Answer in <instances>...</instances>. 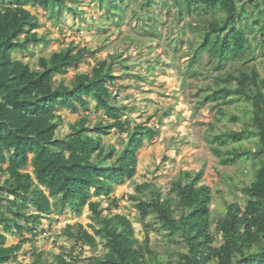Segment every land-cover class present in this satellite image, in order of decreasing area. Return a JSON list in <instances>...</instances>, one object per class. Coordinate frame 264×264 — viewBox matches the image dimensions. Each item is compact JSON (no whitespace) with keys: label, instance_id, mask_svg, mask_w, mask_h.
<instances>
[{"label":"trees","instance_id":"obj_1","mask_svg":"<svg viewBox=\"0 0 264 264\" xmlns=\"http://www.w3.org/2000/svg\"><path fill=\"white\" fill-rule=\"evenodd\" d=\"M96 1L113 23L125 21V0ZM78 2L0 0V264H22V253L31 257V264H78L77 249L97 251L100 244L105 253L84 264H264V74L259 70L264 65V0H143L144 16L134 13L150 38L160 35L145 16L157 15L158 9L194 34L187 74L213 79L201 90L200 103H212L219 122L238 125L219 132L212 127V150L222 165L254 166L252 179L241 187L244 205L226 201L218 219L203 169L182 171L167 196L151 183L136 186L130 198L144 226L151 227L150 219L182 244L166 259L148 236L143 241L136 236L128 216L109 210L119 208L113 197L117 186L136 177L145 142L161 135L156 127L136 124L127 114L133 109L120 104L121 91L132 87L114 74L115 67L127 68L121 55L98 62L70 83L58 77L77 68L93 50L71 43L40 57L37 67L15 56L49 42L38 33L41 22L32 8L58 21L64 11L82 14ZM91 103L95 113H103L94 124ZM235 105L241 109L232 111ZM62 111H84L64 136L59 134L65 126ZM113 131L126 137L121 149L104 142ZM52 199L59 216L67 210L77 216L86 209L91 213L88 227L65 225L63 235L75 246H59L58 254L37 246L45 235L43 221L54 212ZM8 236L18 243L8 246Z\"/></svg>","mask_w":264,"mask_h":264},{"label":"rangeland","instance_id":"obj_2","mask_svg":"<svg viewBox=\"0 0 264 264\" xmlns=\"http://www.w3.org/2000/svg\"><path fill=\"white\" fill-rule=\"evenodd\" d=\"M142 2L143 0H125V21L120 24L108 19L105 8L100 7L96 0H79L77 8L83 13L74 16L64 11L58 21L52 19L48 12L32 8L41 22L38 33L46 35L49 42L39 47L32 45L29 52L17 53L15 56L32 67H37L40 57H50L52 53L65 49L71 43L76 48L86 47L93 50L95 53L85 58L77 68H72L67 75L58 77L70 83L77 74L90 72L98 62L121 55L127 68L115 67L114 74L121 76L120 83L124 82L126 86L132 87L121 91L120 104L133 109L127 114L136 124L156 127L161 135L151 142H145L138 154L136 177L117 186L113 197L118 200L119 208L112 206L109 210L128 216L136 229V236L142 241L148 236L151 245L166 259L172 251L181 248L182 244L166 237L150 219L147 222L152 224L151 227L148 229L144 226L136 203L130 198L136 195V186L151 183L167 196L172 182L178 179L182 171L197 172L203 169V182L213 189L215 196L213 217L218 219L224 214L226 201H236L244 205L241 187L252 179L254 166L252 162H240L234 166L220 163L212 150V127L219 132L226 127L237 128L238 125L231 124L227 119L219 122L216 111L211 109L213 104L200 103L204 94L201 90L212 83L213 79L211 76L195 78L187 74V65L192 57L189 40L194 34L184 29L182 23L180 26L174 25L172 14L158 9L157 15L145 16L160 35L158 38H150L142 30L143 21L136 19L134 15L137 11L139 16H144ZM180 38L182 41H179ZM176 46L177 51L174 50ZM203 60L206 61V58ZM259 70L264 74V65H259ZM126 74L128 75L125 76ZM139 76L147 77L148 81H140ZM93 106L94 103H91L89 112L94 124L103 113H95ZM235 109L241 108L235 105L232 111ZM62 114L65 126L59 134L64 136L69 126L84 111L78 114L62 111ZM125 140L126 137L116 131L104 137L107 145H115L117 149L123 147ZM247 146L253 147L252 142H248ZM29 171L32 172V168ZM52 204L54 212L43 221L45 235L38 239L37 246L41 251L58 254L59 246H66L68 250L75 246L73 241L63 235L65 225L81 223L88 227L91 224V213L86 209L82 215L77 216L67 210L64 215L59 216L54 199ZM103 205L108 207L105 200ZM16 243L17 238L8 236V246ZM25 248L27 251L30 245ZM105 251L101 244L97 251L87 247L83 252L77 249L76 254L81 255L78 264L103 255ZM19 260L22 264H31L29 255L22 253Z\"/></svg>","mask_w":264,"mask_h":264}]
</instances>
